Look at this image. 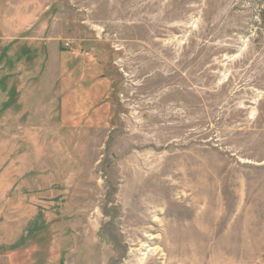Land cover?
Listing matches in <instances>:
<instances>
[{
  "label": "rangeland",
  "instance_id": "obj_1",
  "mask_svg": "<svg viewBox=\"0 0 264 264\" xmlns=\"http://www.w3.org/2000/svg\"><path fill=\"white\" fill-rule=\"evenodd\" d=\"M33 1L0 62L31 33L54 86L0 114V264H264V0Z\"/></svg>",
  "mask_w": 264,
  "mask_h": 264
},
{
  "label": "crops",
  "instance_id": "obj_2",
  "mask_svg": "<svg viewBox=\"0 0 264 264\" xmlns=\"http://www.w3.org/2000/svg\"><path fill=\"white\" fill-rule=\"evenodd\" d=\"M31 4H34L33 0H0V35H3L4 42L7 38L14 39L18 35L13 34L10 36L7 34L9 32V26L13 24L11 21L18 19L23 21L22 25H24L25 21L36 17V14L31 15L34 13L35 9L34 5ZM35 38L36 36L30 33L27 38L22 39L23 41L13 43V47L20 48V53L15 55L12 63L7 54L2 57V62H0V114L4 115V117L10 114H13L14 116L18 115L20 117L24 115H28L29 117L35 116L36 110L45 108L47 95H50L48 92H52L54 80L50 67L46 70L47 65L45 66L44 80L40 81L39 84L36 81L35 70L38 66V58L37 54H35L37 45ZM48 64L51 65V62H48ZM61 67L63 68L64 64H60L59 71H61ZM14 72H18V74H13ZM38 85L42 87L44 86V93L41 95L37 91ZM46 113L45 109L44 115H46ZM35 125L34 122H29L23 127H20V131L23 133H29L30 130L35 131V128L33 127ZM33 146L36 147L37 145L33 144ZM27 155L30 157L29 152ZM23 158L26 159L27 157H20L18 159L25 163ZM32 161L33 160L31 159L28 162L31 163ZM29 172L32 171L29 170ZM25 174H28L26 173V170H24L22 175L19 172V177L16 176L14 179L20 178V180H26ZM5 178L4 173L0 174L1 195H3L4 192L3 186L6 184ZM22 190H25L24 187H22ZM17 194L21 195L22 192L19 190ZM34 194L35 193L30 192V195ZM34 201H36V197H34ZM41 203V206H46L45 200Z\"/></svg>",
  "mask_w": 264,
  "mask_h": 264
}]
</instances>
